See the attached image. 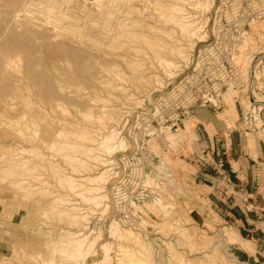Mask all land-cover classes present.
<instances>
[{
    "label": "rangeland",
    "instance_id": "374dc122",
    "mask_svg": "<svg viewBox=\"0 0 264 264\" xmlns=\"http://www.w3.org/2000/svg\"><path fill=\"white\" fill-rule=\"evenodd\" d=\"M0 1V44L9 47L0 54L17 56L5 67L13 87L0 81L14 89L0 91V264L51 256V264H260L243 256L230 228L195 220L197 194L189 199L174 187L193 185L163 164L173 170L170 155L198 107H235L240 128L264 135V0ZM173 4L194 17L195 34L171 20ZM175 43L192 44L187 60L170 54ZM107 126L123 139L110 152L96 149ZM122 157L156 171L118 207L112 185ZM83 174L92 190L82 199L71 184ZM59 231L76 233L60 259Z\"/></svg>",
    "mask_w": 264,
    "mask_h": 264
},
{
    "label": "crops",
    "instance_id": "0c3cea01",
    "mask_svg": "<svg viewBox=\"0 0 264 264\" xmlns=\"http://www.w3.org/2000/svg\"><path fill=\"white\" fill-rule=\"evenodd\" d=\"M232 109L221 104L193 110L187 134L170 155L171 176L193 185L195 220L209 217L230 228L243 256L264 264V135L240 128Z\"/></svg>",
    "mask_w": 264,
    "mask_h": 264
},
{
    "label": "bare ground",
    "instance_id": "6f19581e",
    "mask_svg": "<svg viewBox=\"0 0 264 264\" xmlns=\"http://www.w3.org/2000/svg\"><path fill=\"white\" fill-rule=\"evenodd\" d=\"M8 2V1H7ZM182 3V2H181ZM192 3V2H191ZM194 3V2H193ZM4 4V3H3ZM183 4V3H182ZM196 4V3H195ZM189 5V4H188ZM193 5V4H192ZM6 7V6H5ZM4 7V8H5ZM172 13H171V15H172V19L171 20H173V21H177L178 23H176L179 27H180V29H182V30H184V31H186L187 33H189V34H195L196 33V25H195V19H194V17L192 16V15H190V14H188V13H185V11L186 10H183V9H181L177 4H173L172 6ZM0 8H3V5H2V2L0 1ZM7 9V8H6ZM181 10H183V11H181ZM200 20V19H199ZM103 22V21H102ZM234 22V21H233ZM102 25V24H101ZM101 25H99V26H101ZM104 25V24H103ZM120 26V25H119ZM95 28H99L98 27V25H97V27H94L93 29H95ZM102 28V27H101ZM104 28V27H103ZM100 29V28H99ZM109 29V28H108ZM204 29V28H203ZM104 30V29H103ZM204 31V30H203ZM201 34L203 33V32H200ZM198 34V33H197ZM205 34V33H204ZM115 35V34H114ZM203 35V34H202ZM228 35V34H227ZM240 35V34H239ZM116 36V35H115ZM129 36V35H128ZM198 36V35H197ZM201 37V36H200ZM5 44V43H4ZM7 45L8 44H6V46H4L2 43L0 44V52H3L4 53V51H6V48H9V47H7ZM184 46V45H183ZM187 46V45H186ZM189 46H192V44H189L188 45V47ZM188 47H186V48H188ZM186 48H185V50H186ZM192 48V47H191ZM136 49V48H135ZM184 48L183 47H181V45H180V47H179V44H173V45H171V48H170V54L172 55V56H182V57H184ZM129 51V50H128ZM137 51V50H136ZM169 52V51H168ZM0 54L1 56H0V81L4 84V82H6V83H8V84H12V85H10V86H12L13 87V84L14 83H10V82H7V81H5V80H7V78H9V71H7L6 70V72H7V74L9 75H6L5 74V67L6 66H10V65H13L14 66V64H15V62L17 61L16 60V57L17 56H13V55H9L10 56V58H8V59H6V57H7V55L6 56H4V54ZM187 56V55H186ZM185 56V57H186ZM185 57L183 58V60L185 59ZM188 57V56H187ZM185 60H187V59H185ZM160 62H163V63H165V65H169V66H167V67H177L176 65H174L175 63L172 61V60H169V59H161V60H159ZM29 64H31L30 62H29ZM264 69V68H263ZM236 71H237V69H236ZM170 72H171V68H170ZM11 74V73H10ZM18 74V73H17ZM28 74V73H27ZM140 74V73H139ZM117 75V74H116ZM124 75V74H123ZM168 75V74H167ZM7 76V77H6ZM12 76H13V74H12ZM121 76V75H120ZM11 77V76H10ZM138 77V76H137ZM139 77H140V75H139ZM150 77H151V75H150ZM168 77V76H167ZM15 78V77H14ZM141 78V77H140ZM10 80H11V78H9ZM9 80V81H10ZM120 80V79H119ZM4 81V82H3ZM12 81H14V80H12ZM16 81V80H15ZM1 84V83H0ZM161 84V83H160ZM6 85V84H5ZM17 85V84H16ZM184 85V84H183ZM182 85V86H183ZM191 85V84H190ZM3 85H1V87H0V91L3 93V92H6L7 90H8V88H10L9 87V85H6V86H8L7 88L6 87H2ZM119 86V85H118ZM180 87V86H179ZM5 88L7 89L6 91H5ZM186 88V87H185ZM3 89H4V91H3ZM13 89V88H12ZM98 89V88H97ZM177 89L179 90V89H181V88H178L177 87ZM35 90V89H34ZM182 90V89H181ZM186 90V89H185ZM184 90V91H185ZM8 91H10V93H11V91H13L14 92V89L13 90H8ZM35 92V91H34ZM96 92H97V90H96ZM2 93H0L1 94V96L0 97H3V96H6V95H4V93H3V96H2ZM12 94V93H11ZM50 94V93H49ZM183 94V93H182ZM10 95V94H9ZM33 95V94H32ZM172 95V94H171ZM174 95V94H173ZM181 95V94H180ZM40 96V95H39ZM38 96V97H39ZM12 97V96H11ZM29 97H31V96H29ZM35 98H37V96L35 95L34 96ZM43 98V97H42ZM42 98H40L42 101H43V99ZM34 100V99H33ZM168 100V99H167ZM17 101V100H16ZM46 101V100H45ZM47 102V101H46ZM258 102H262L261 100H258ZM44 103V102H43ZM253 103V102H252ZM48 104V103H47ZM50 104V103H49ZM22 105V104H21ZM38 105H39V107L41 106L39 103H38ZM51 105V104H50ZM259 105V104H258ZM42 107V106H41ZM257 107H259V108H261V106H257ZM115 108V107H114ZM264 108V107H263ZM254 109H256V107H254L253 106V104H251V107H249V109H246V110H248L249 112H250V115L252 116V114H253V111H254ZM112 111V110H111ZM110 111V112H111ZM258 111V110H257ZM35 112V111H34ZM37 112V111H36ZM35 112V113H36ZM111 114H114V113H111ZM147 116V115H146ZM260 116H261V114H260ZM106 117V116H105ZM253 117V116H252ZM262 117V121L264 120V114H263V116H261ZM99 118V117H98ZM101 118V117H100ZM108 119V118H107ZM250 119V118H249ZM101 120V119H100ZM114 121V120H113ZM261 121V122H262ZM104 122V121H103ZM253 122V121H252ZM100 123V122H99ZM106 123V122H105ZM113 123V122H112ZM103 124V123H102ZM106 125V124H105ZM104 125V126H105ZM247 125V124H246ZM262 125H264V123L262 124ZM101 126V125H100ZM103 126V125H102ZM35 128V127H34ZM104 129H108L107 131H105V133H101V132H99V134L100 135H102V136H100V139H99V141L97 142V148L96 149H102L104 152H110L111 150H113L114 148H118L121 144H122V142H123V139L121 138V136H120V134H117V130L115 129V128H113V126L112 127H105ZM38 131V130H37ZM120 132V131H119ZM118 132V133H119ZM35 133V132H34ZM81 139L83 140V141H85L84 139H83V133L84 132H82V130H81ZM98 135V134H97ZM94 137H96V135H94L93 134V138ZM116 141H115V140ZM112 140H114L115 142H112L111 143V141ZM87 142H89V141H85L84 143L86 144ZM83 144V143H82ZM123 144H125V143H123ZM75 148H77V147H75ZM85 148H87L88 149V147H82V149H85ZM90 149V148H89ZM86 153V152H85ZM101 152H99V154H100ZM103 155V154H102ZM96 156V155H95ZM104 156V155H103ZM102 157V156H101ZM69 158V160H71V159H73L74 157L73 156H71L70 155V157H68ZM96 158V157H95ZM104 158V157H103ZM106 159H107V161H108V157H106ZM75 160V159H74ZM94 160V159H93ZM105 160V159H104ZM147 162V161H146ZM68 163V162H67ZM105 163V162H104ZM109 163H111V161L110 162H108V164L106 163V165H105V168L102 170V172H101V174H100V176H103V178H105L106 177V175L107 176H109L108 174L110 173V171L111 170H113V169H111L110 170V168H109V166H110V164ZM148 163V162H147ZM86 164V163H85ZM103 164V163H102ZM109 165V166H108ZM148 165V164H147ZM163 165H165V166H163ZM162 166L165 168V169H167L168 171L166 172V173H168L169 174V176H171V171H170V169H169V167L164 163ZM81 167V166H80ZM148 167V166H147ZM162 167V168H163ZM158 168V167H157ZM159 168H160V166H159ZM158 168V169H159ZM163 168V169H164ZM101 169V168H100ZM155 169V168H154ZM161 169V168H160ZM110 170V171H109ZM100 171V170H99ZM108 171H109V173H108ZM155 171H156V169H155ZM158 171H162V170H158ZM113 172V171H112ZM97 173V172H96ZM99 173V172H98ZM114 173V175H115V171L113 172ZM151 173V172H150ZM85 174V173H84ZM84 174L83 175H81V177H79V179L78 180H76L73 184H71V188L75 191V190H77L76 192H78L79 194H80V196H82V194L83 195H86L85 194V192L87 193V190L91 193V188H92V186L90 187H87L88 185L87 184H89L88 183V181H90V179L88 178V177H84ZM103 174H105V175H103ZM149 173H146L145 174V176L147 177V179L145 178V176H144V181L146 182L147 181V183L149 182L148 180H151V176H147ZM152 174V173H151ZM73 175V174H72ZM69 176V175H68ZM96 176V175H95ZM99 176V175H98ZM110 176H112V175H110ZM154 176L156 177L157 176V173H155L154 172ZM70 177V176H69ZM89 177H90V175H89ZM102 178V179H103ZM67 179L69 180V178L67 177ZM92 179V178H91ZM94 179V178H93ZM107 179H108V177H107ZM107 179H103V180H107ZM95 180V179H94ZM97 180H98V178H97ZM153 180H154V178H153ZM156 180V179H155ZM100 181V180H99ZM152 181V180H151ZM97 182V181H96ZM96 182H94L95 184H96ZM154 182V181H153ZM159 182H161L160 180H159ZM175 182V181H174ZM87 183V184H86ZM150 183V182H149ZM92 184H93V182H92ZM143 184H144V182H143ZM151 184H152V182H151ZM162 184V183H161ZM164 184V183H163ZM90 185V184H89ZM98 185V184H97ZM101 185H102V183H101ZM105 185V184H104ZM160 185V184H159ZM144 186V185H143ZM153 186V185H152ZM165 186V185H164ZM180 187V188H182L183 190H184V194H187L188 196H189V199H190V197H192L193 195H195V192H194V190H188V188H186V187H184V186H182V185H180V184H174V187ZM95 187V186H94ZM104 188H105V186H103ZM159 187V186H158ZM99 188H100V184H99ZM154 188V187H153ZM94 189V188H93ZM154 189H156V190H158V192L160 193L161 192V190H163L162 192H164V188H163V186H161L160 185V187L159 188H156V186H155V188ZM98 190V189H97ZM103 190V189H102ZM101 190V191H102ZM151 190H152V188H151ZM144 191V190H143ZM142 191V192H143ZM94 192V191H93ZM82 193V194H81ZM89 193V194H90ZM95 193V192H94ZM158 193V194H159ZM182 193V194H183ZM75 195H77V194H75ZM142 195V194H141ZM154 195H155V193H154ZM79 196V195H78ZM89 196V195H88ZM86 197H87V195H86ZM94 194H93V196L91 197V195H90V197L89 198H87V199H89L90 201L91 200H93L94 198ZM104 197H106V196H104ZM196 197V196H195ZM63 198V197H62ZM96 198H97V195H96ZM101 198V197H100ZM153 198V197H152ZM198 198V197H197ZM196 198V199H197ZM61 199V198H60ZM82 199H83V196H82ZM81 199V200H82ZM86 199V198H85ZM139 199V198H138ZM147 200H148V198H147ZM177 200V199H176ZM83 201H85V200H83ZM90 201H86L87 203L88 202H90ZM64 202V201H63ZM97 204H99V201L97 200ZM58 203V202H57ZM101 203V202H100ZM138 203V202H137ZM89 204H96V201H92V203H89ZM96 204V205H97ZM99 206V205H98ZM106 207V206H105ZM71 209H77L76 208V206L75 205H73L72 207H71ZM69 211V210H68ZM67 211V212H68ZM74 211V210H73ZM84 211V210H83ZM72 212V211H71ZM75 212V211H74ZM76 214V213H75ZM83 215V214H82ZM187 216V215H186ZM79 217H80V214H79ZM189 217V216H188ZM86 218V217H85ZM79 219V218H78ZM86 220V219H85ZM87 221H88V219H87ZM76 222H78V221H76ZM89 222V221H88ZM114 225H112V226H116L115 225V223H113ZM78 225V224H77ZM114 228V227H113ZM63 230V229H62ZM182 230V229H181ZM79 230H77L76 232H78ZM113 231V230H112ZM183 231V230H182ZM72 232H74V231H72ZM81 232V231H80ZM79 232V233H80ZM84 231H82V233H83ZM87 232V231H86ZM88 232H90L89 230H88ZM113 232H115V230L113 231ZM58 233V237L56 238V241H57V245L55 244V246H56V253H57V255L59 256V259H60V257L62 256L63 258H64V255L66 254V255H69L70 253L68 252V251H70L69 250V248H71L72 249V247H73V245H74V242L73 241H75V240H73V236H72V234H74V233H71V232H62V231H59V232H57ZM91 233V232H90ZM89 233V234H90ZM76 234V233H75ZM75 234H74V236H75ZM86 234H88V233H86ZM137 235V234H136ZM67 236V237H66ZM78 236V235H77ZM87 236V235H86ZM51 238H53V237H51ZM96 238V237H95ZM93 239V238H92ZM141 241V240H140ZM88 242V241H87ZM139 243H141L142 244V246H141V244H139ZM138 244H139V249L140 250H142L143 252H144V247H143V242H139ZM46 244H49V242H47L46 241ZM146 247V246H145ZM83 248V247H82ZM138 251V252H142V251ZM122 251V250H121ZM49 253L48 254H50V252H53V251H48ZM66 252H68L69 254H67ZM136 253L137 252H135L134 253V256H136ZM132 254V253H131ZM141 254H143V253H141ZM53 255H54V253H53ZM50 255H48L47 257H49ZM118 258V257H117ZM135 258V257H134ZM52 259H53V256H51V257H49V258H47L46 260H44V264H51L52 263ZM74 259V258H73Z\"/></svg>",
    "mask_w": 264,
    "mask_h": 264
},
{
    "label": "built area",
    "instance_id": "2783aa9c",
    "mask_svg": "<svg viewBox=\"0 0 264 264\" xmlns=\"http://www.w3.org/2000/svg\"><path fill=\"white\" fill-rule=\"evenodd\" d=\"M122 159L124 169H121V171L115 175V181H113L114 184L112 185L113 198L118 207H123V203H118L123 200H125L127 205H130L131 200H127V198H131L137 188L142 186L145 174L154 171V165H152V167L148 166L147 170L145 169L146 165L142 163L143 159H129L128 157H122ZM137 194L138 193L135 194L134 198H136ZM133 207H135V204Z\"/></svg>",
    "mask_w": 264,
    "mask_h": 264
}]
</instances>
